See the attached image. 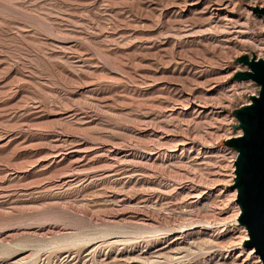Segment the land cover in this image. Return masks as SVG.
<instances>
[{"label":"rangeland","instance_id":"1","mask_svg":"<svg viewBox=\"0 0 264 264\" xmlns=\"http://www.w3.org/2000/svg\"><path fill=\"white\" fill-rule=\"evenodd\" d=\"M254 6L0 0V264L259 263L224 145Z\"/></svg>","mask_w":264,"mask_h":264},{"label":"water","instance_id":"2","mask_svg":"<svg viewBox=\"0 0 264 264\" xmlns=\"http://www.w3.org/2000/svg\"><path fill=\"white\" fill-rule=\"evenodd\" d=\"M251 11L264 19V7L254 6ZM233 62L243 70L235 72L231 81H249L257 93L248 95V103L232 111V129L240 133L224 145L235 153L231 189L238 208L236 223L247 236L242 246L252 249L264 264V58L241 55Z\"/></svg>","mask_w":264,"mask_h":264},{"label":"bare ground","instance_id":"3","mask_svg":"<svg viewBox=\"0 0 264 264\" xmlns=\"http://www.w3.org/2000/svg\"><path fill=\"white\" fill-rule=\"evenodd\" d=\"M210 1H211V0H210ZM213 3H214V2H213ZM206 4H207V3H206ZM211 5H212V4H211ZM220 9H221V7H220ZM217 10H218V9H217ZM219 11H220V10H219ZM218 13H219V12H217L216 14L219 15L220 13H219V14H218ZM227 13H228V12H227ZM213 14H214V13H213ZM216 14H215V15H216ZM219 17H220V16H219ZM223 18H224V17H223ZM225 20H226V19H225ZM227 35H228V33H227ZM186 107H187V106H186ZM174 108H176V107H174ZM184 108H185V107H184ZM191 109H192V108H191ZM188 110H189V108H185V109H184V111H188ZM232 194H233V196H235V190L233 191ZM237 213H238V211H237ZM240 228H242V231H243V232H242V233H243V236H242V238H240V239H241V241H243V240L246 239L247 236H246L245 229H244L243 227H240ZM185 236H186V235H185ZM182 237H183V236H182ZM238 241H239V240H238ZM238 243H239V242H238ZM249 253H250V255H251V253H252V250H251V249H250ZM255 258H256V260L259 262L258 264H261L259 258H258L257 256H255ZM256 264H257V263H256Z\"/></svg>","mask_w":264,"mask_h":264},{"label":"built area","instance_id":"4","mask_svg":"<svg viewBox=\"0 0 264 264\" xmlns=\"http://www.w3.org/2000/svg\"><path fill=\"white\" fill-rule=\"evenodd\" d=\"M255 89H256V91H257V87H256V86H255ZM256 93H257V92H256ZM256 93H255V94H256Z\"/></svg>","mask_w":264,"mask_h":264}]
</instances>
